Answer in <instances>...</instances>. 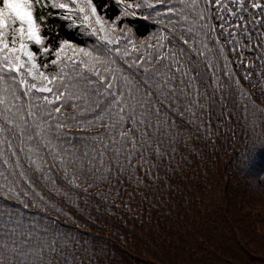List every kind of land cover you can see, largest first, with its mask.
Listing matches in <instances>:
<instances>
[{"label": "trees", "instance_id": "1", "mask_svg": "<svg viewBox=\"0 0 264 264\" xmlns=\"http://www.w3.org/2000/svg\"><path fill=\"white\" fill-rule=\"evenodd\" d=\"M93 2L101 15L116 22L113 33L119 43L104 45L79 26L78 20L76 24L65 21L60 10L52 9L43 34L48 36L51 29L45 43L53 51L46 58L39 57V63L55 59L54 50L60 40H66L78 48H110L116 64L109 67L118 66L129 76L137 71L136 66L128 67L132 60H147L157 51L167 55L169 47L183 46L165 26L164 5L155 10L132 9L135 16H124L123 6L114 0ZM258 2L264 4V0ZM170 3L180 7L178 0ZM248 12L260 18L250 7ZM254 31L264 29L256 25ZM165 34L171 39H161ZM216 35L231 63L225 69L224 55H217L212 61L214 68H208L205 57H194L193 63L198 61L216 95L207 92V106L196 110L191 123L188 113L182 118L173 111H161L162 119L174 120L173 127L179 131V136L164 146L163 159L146 153L150 163L137 164L131 172L107 181L82 172L79 162L85 153L93 154L107 141L108 130L102 121L89 122L94 114L83 112L84 102L73 98L69 104L80 108L65 105L49 118L52 129L47 139L51 144L40 152L46 163L44 172L36 174L41 183L36 188L39 196L30 193V199L22 197L28 207L3 200L0 205L7 203L38 231L46 228L48 238L62 242L70 264H264V129L259 119L253 125V113L258 117L264 109V97L260 96L264 80L257 79L261 75L258 70L252 73L255 86L243 80L248 69L237 66L240 58L229 51L231 45L224 42L219 30ZM160 44L165 46L159 48ZM209 47L219 45L210 43ZM126 48L128 54L123 55ZM66 54L71 55L65 50L62 57ZM244 56L259 65L249 53ZM73 58L82 57L75 53ZM53 70L59 71L49 63L45 71ZM81 70L86 72L83 66ZM96 70L101 76L109 75L103 65H97ZM226 72L240 78L248 96L241 95ZM58 122L62 127H56Z\"/></svg>", "mask_w": 264, "mask_h": 264}, {"label": "snow or ice", "instance_id": "2", "mask_svg": "<svg viewBox=\"0 0 264 264\" xmlns=\"http://www.w3.org/2000/svg\"><path fill=\"white\" fill-rule=\"evenodd\" d=\"M178 3L179 8L170 0H156V3L115 0L116 5L123 6L124 16H135L132 9L155 10L164 5L165 26L183 44L169 47L167 55L157 51L147 60H132L128 67L136 66L137 71L124 76L120 67H109L116 60L112 50L103 46L89 50L60 40L54 50L55 59L38 62L39 57L46 58L53 51L45 43L51 29L48 36L43 34L52 9L60 10V18L65 21L76 24L78 20L79 26L90 30V35L102 40L104 45L119 43L110 35V30L116 31V22L101 15L93 0H50V3L49 0H0V200L28 207L22 197L39 196L36 188L41 183L36 174L44 172L46 161L40 152L51 144L47 139L52 129L49 118L59 114L65 105L80 108L79 104H69L73 98L84 102L83 112L91 110L94 114L89 122L102 121L108 130L107 141L94 149L93 154L85 153V159L79 162L82 172L107 181L117 178V174L131 172L137 164L150 163L146 153L163 159L164 146L174 141L179 131L173 127L174 120L169 123L162 119L161 111H173L182 118L188 113L191 123L196 110L207 106L210 99L207 92L211 90L216 95L217 90L211 88L200 72L198 61L193 63L194 57H205L208 68H214L212 61L217 55H224L225 69L231 63L217 30L224 42L231 45L229 51L240 58L237 66L248 69L242 79L255 86L252 73L258 70L261 75L257 79L264 80V31H254L256 25L264 29V4L258 0H250L248 4L245 0H178ZM249 7L259 13V19L248 12ZM155 14L161 15L158 11ZM161 39L171 37L165 34ZM210 43L219 47L211 48ZM164 46L160 44L159 48ZM65 49L72 55L62 57ZM246 52L259 61L258 66L245 59ZM75 53L82 58L74 59ZM116 54L121 55L119 49ZM127 54L126 48L123 55ZM49 63L59 71L46 72ZM97 65H103L109 75L101 76ZM225 75L241 89L242 96L249 95L242 90L240 78L232 72ZM212 76L215 77L214 71ZM260 96L264 97V89ZM253 117V125L259 119V126L264 129V109L259 110L258 117L253 113ZM56 127L62 124L58 122ZM21 217L7 203L0 205V264H70L61 241L48 238L46 228L38 231Z\"/></svg>", "mask_w": 264, "mask_h": 264}, {"label": "rangeland", "instance_id": "3", "mask_svg": "<svg viewBox=\"0 0 264 264\" xmlns=\"http://www.w3.org/2000/svg\"><path fill=\"white\" fill-rule=\"evenodd\" d=\"M152 2L153 3H156V0H152ZM49 3H50V0H49ZM110 35L112 36V37H114V38H117V39H119L113 32H111V30H110ZM113 45H115V44H113ZM65 50H68V49H65ZM72 55V54H71Z\"/></svg>", "mask_w": 264, "mask_h": 264}]
</instances>
